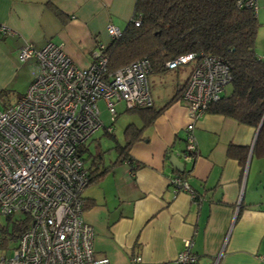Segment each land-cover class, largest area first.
<instances>
[{"label": "crops", "instance_id": "obj_1", "mask_svg": "<svg viewBox=\"0 0 264 264\" xmlns=\"http://www.w3.org/2000/svg\"><path fill=\"white\" fill-rule=\"evenodd\" d=\"M134 2L0 0V24L11 29L10 34H0V93L5 92L9 102L8 96L25 92L33 78L34 59L19 63L17 58L22 45L58 43L74 63L87 66L96 44L108 41L107 26L124 28ZM255 4L260 22L255 51L264 58V0ZM190 67L179 65L147 76L154 108L185 83ZM137 118L123 126L133 122L141 128L129 149L132 162L112 166L82 192L87 205L83 219L95 232L94 256H107L110 264H180L175 258L189 239L197 255L192 264H264V154L253 152L258 128L205 111L192 122L196 152L185 161L180 154L191 123L185 101H173L150 123ZM114 135L124 142V134L122 141ZM99 138L91 136L84 146L91 153L100 149L102 159L104 151L112 150L109 161L103 159L107 166L115 160V142L103 149ZM230 145L239 149L228 154ZM171 154L183 162V172L171 164ZM89 161H84L86 167ZM176 174L196 198L174 191L169 179Z\"/></svg>", "mask_w": 264, "mask_h": 264}, {"label": "built area", "instance_id": "obj_2", "mask_svg": "<svg viewBox=\"0 0 264 264\" xmlns=\"http://www.w3.org/2000/svg\"><path fill=\"white\" fill-rule=\"evenodd\" d=\"M245 4L257 8L255 0ZM120 31L113 25L106 28L109 37ZM10 33L0 24V34ZM103 46L97 43L92 61L81 67L58 43L48 41L35 48L27 42L18 49L19 63L33 58L35 68L26 91L0 110V217L23 215L27 224L15 245L0 253V264H110L107 256H94L95 232L83 219L82 192L89 172L79 147L102 126L98 100L104 101L114 119L116 102L124 101L131 109L151 105L152 97L147 84L149 60L136 59L105 77ZM193 59L190 53L166 64L172 68ZM230 76L228 66L215 55L201 54L191 68L180 97L191 119L185 128L183 160H192L196 152L193 120L222 94ZM169 180L174 191L196 197L178 174ZM191 245L186 239L175 263L196 261Z\"/></svg>", "mask_w": 264, "mask_h": 264}, {"label": "trees", "instance_id": "obj_3", "mask_svg": "<svg viewBox=\"0 0 264 264\" xmlns=\"http://www.w3.org/2000/svg\"><path fill=\"white\" fill-rule=\"evenodd\" d=\"M245 1L135 0L132 15L124 28L116 36L109 37L102 47V53L107 57L104 76L141 58L149 60V74H162L171 68L166 63L180 55L194 54V59L189 63L174 66L191 65L190 70L201 54L215 55L230 69L228 83L231 88L228 94H221L215 101L209 102L205 111L231 116L241 124L258 128L253 152L264 154V58L255 51L260 22L254 6L245 4ZM56 13L63 15L58 9ZM185 84L186 81L158 108L149 105L131 109L150 123L165 107L180 99ZM4 93H0L3 108L8 105L3 103L6 99ZM103 127V134L111 136L115 142V160L104 166L100 149L95 153L88 152L84 142L79 147V154L84 161L90 159L86 167L89 172L87 184L97 181L116 164L131 163L133 159L129 149L141 136V128L133 122L128 123L122 131L124 142L120 144L111 129ZM238 149L230 145L227 152L234 154ZM86 206L84 200L83 210ZM5 218L6 224L0 221V248L4 247L3 250L8 249L6 247L10 240L17 242L18 234L27 224L26 219Z\"/></svg>", "mask_w": 264, "mask_h": 264}, {"label": "rangeland", "instance_id": "obj_4", "mask_svg": "<svg viewBox=\"0 0 264 264\" xmlns=\"http://www.w3.org/2000/svg\"><path fill=\"white\" fill-rule=\"evenodd\" d=\"M257 40H259V38H257ZM258 42V41H257ZM171 73H175L176 72V69H173V70H170ZM231 88V84L228 83L227 85H225L222 93L223 94H228V91L230 90ZM24 93V91H23ZM23 93L21 94H11L8 96L9 98V102H8V99H7V96H5V101H3V103L5 104H11L13 103L14 101H16ZM124 101H119L118 102V105H117V102H116V105H115V109L118 111V116L114 119H112V114L111 112L106 109V106L104 104V101L102 99L98 100L97 101V106H98V110L100 111L99 112V119L100 121L102 122V124L104 126H111L112 128V132L114 134H116V137L119 141H122L123 139V134H122V128L123 126L130 120H135L137 121L138 118H137V114L131 110H125V106H124ZM3 109V104L0 103V110ZM103 131H104V128L103 126H99L96 131L92 134V137H96V136H99V140H100V143H101V147L103 149H108L112 144H113V139L111 136H106L105 134H103ZM112 155V150H109V151H104V156H103V159L105 162H108L109 161V157ZM13 219H23V215H17V214H14V216L12 217ZM12 219V220H13ZM0 221L2 222V224H6L7 221H6V218L5 217H0ZM9 228H10V225H8ZM8 246L6 248H10L9 246H13L15 244V242L13 240H10L8 242ZM4 248V247H3ZM3 248H0V253H3V252H6L8 249H5L3 251Z\"/></svg>", "mask_w": 264, "mask_h": 264}, {"label": "water", "instance_id": "obj_5", "mask_svg": "<svg viewBox=\"0 0 264 264\" xmlns=\"http://www.w3.org/2000/svg\"><path fill=\"white\" fill-rule=\"evenodd\" d=\"M261 124V123H260ZM260 124H259V126H260ZM258 126V127H259ZM170 162H171V164L175 167V168H177L178 169V171H180V172H183V162H181L179 159H178V157L177 156H175L174 154H171L170 155Z\"/></svg>", "mask_w": 264, "mask_h": 264}]
</instances>
